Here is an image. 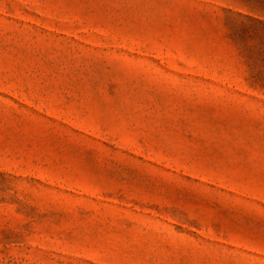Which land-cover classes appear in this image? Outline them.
<instances>
[{"label": "rangeland", "instance_id": "1", "mask_svg": "<svg viewBox=\"0 0 264 264\" xmlns=\"http://www.w3.org/2000/svg\"><path fill=\"white\" fill-rule=\"evenodd\" d=\"M0 264H264V0H0Z\"/></svg>", "mask_w": 264, "mask_h": 264}]
</instances>
